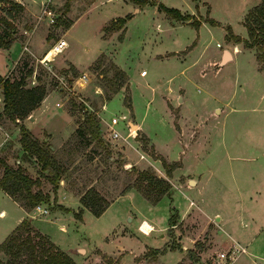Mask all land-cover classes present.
I'll use <instances>...</instances> for the list:
<instances>
[{"label":"rangeland","instance_id":"374dc122","mask_svg":"<svg viewBox=\"0 0 264 264\" xmlns=\"http://www.w3.org/2000/svg\"><path fill=\"white\" fill-rule=\"evenodd\" d=\"M47 1L8 0L0 3V18L6 20L0 31L8 29L9 32L7 22L10 23L15 32L7 37L15 41L25 36L22 34L24 27L36 29L39 9L26 10L22 3L40 5ZM52 1L51 5L57 8L56 24L48 25L47 32V21L43 20L44 25L40 24L37 32L28 37L32 47L41 46L43 30L48 42L53 39L45 48L55 44L49 51L54 49L58 45L54 43L57 37L66 33L69 22L77 13L89 9L98 0H77V4L74 0ZM113 1V4L108 2V6L111 5L115 14L123 16L127 8L122 7V1ZM154 1L189 16L193 27L183 26L177 35L173 34L176 41L168 40L162 47L184 54L185 49L192 46L187 64L201 56L196 69L207 65V58L219 51L217 43L232 49L227 42L228 27L233 35L247 38L245 18L260 2ZM15 3L21 4L23 9L19 10ZM131 3L133 7L139 6ZM71 5L72 13L67 15ZM97 21V13L88 10L74 22L67 36L71 45L66 53L76 60L79 70L74 66H54L51 70L26 51L14 66L22 50L16 43L12 44L8 56L0 52L1 75L16 79L32 69V75L26 78L27 86L45 85L47 96L37 113L44 111L46 124L50 119L51 124L57 123L48 130H36L38 133L34 134L30 116L16 122L0 118V127L5 134L2 140L0 138V157L13 167L21 164L33 177L39 176L38 167L21 161L19 127L23 125L40 142L53 147L64 162L70 161L57 188L44 180L43 189L51 196L50 212L39 215L33 209L26 219H34L33 227L69 257L72 248L82 247L79 248L82 252L73 258L78 264H209L218 254L231 253L233 241L247 249L235 264H264V75L255 69L256 63L264 68V61L258 60L261 48L244 50L237 56L235 64L205 76L199 75L196 69L186 74L185 70L181 72L182 67L150 65L139 52L140 25L132 22L128 29L130 44L116 52L118 64L126 68L129 83L124 79L115 91L113 79L117 67L104 55L96 59L90 70L82 72L96 51L107 45L97 36ZM201 23L207 25L198 27ZM58 24L62 29L55 32ZM112 25V20L103 25L104 37L117 32L120 39L122 30L113 31ZM241 45L243 49L244 44ZM65 47L63 42L60 50ZM82 75H87V79L83 80ZM172 76V85L181 86L184 97L180 107L183 123L179 121V124L189 128L190 137L186 134L183 139L178 135L181 130L176 122L179 112L174 106L175 99L169 104L164 98L171 111L169 115L160 96V91H166V80ZM118 84L121 85L120 80ZM98 87L102 94L96 93ZM1 92L0 88V113L3 109ZM228 99L231 112L223 121L215 108L223 107ZM91 115L98 120L99 138L88 146L84 144L86 137L82 138L78 129L85 127V120ZM130 116L132 121H129ZM131 123L138 124L140 131ZM199 123L203 127L199 126L198 131L196 125ZM112 131L128 143L113 138ZM209 133L212 137L207 142L205 138ZM131 168L149 169L167 179L172 186L170 194L152 205L131 188L136 179V175L127 174ZM2 174L0 166V178ZM193 177L200 179L196 186L188 182ZM92 184L112 202L122 197L98 217L83 208L78 200ZM0 212L4 214L0 216L1 244L24 213L2 191ZM77 213L80 219H76ZM215 213L218 216L211 215Z\"/></svg>","mask_w":264,"mask_h":264},{"label":"trees","instance_id":"16d2710c","mask_svg":"<svg viewBox=\"0 0 264 264\" xmlns=\"http://www.w3.org/2000/svg\"><path fill=\"white\" fill-rule=\"evenodd\" d=\"M7 1L0 0V3ZM129 1L139 6H143L148 2L147 0ZM15 5L19 10L23 9L21 4L15 3ZM158 8L172 19L189 20V16L183 15L178 9L169 8L162 4H158ZM129 18L130 16H126L112 21L113 31L122 29ZM4 22L6 20L0 18V26ZM7 24L10 26V31L8 32V29L0 31V48L4 49H8L14 42V39L8 38L7 35H13L15 29L10 23L7 22ZM244 26L248 34L246 39L233 35L229 27L227 29L228 39L233 40L235 43H243L249 49L260 47L258 60L264 61V0H260L247 13ZM261 70L264 71V68H261ZM31 75L32 69H29L25 75L16 79L0 77L3 101L0 118L4 117L12 122L24 120L40 106L47 96L46 87L42 84L28 87L26 78ZM124 79L127 80L126 74L117 68L113 79L115 91L122 86ZM119 80L121 85L118 84ZM84 124L85 127L78 129V134L82 138L86 137L84 144L89 146L99 138L98 120L94 115H91L85 120ZM19 134V143L23 153L21 161L27 162L31 166L33 163L34 166L38 167L39 176L33 177L21 164L13 167L9 165L5 158L0 157V166L3 168V174L0 178V190L7 193L27 213H31L36 206L51 203L49 192L43 189L44 180L57 188L70 165V161L64 162L56 150H53L49 144L40 142L25 126L21 125L19 127ZM99 142L103 143L102 141ZM107 156L110 158V152L107 153ZM173 167L175 168L174 165ZM127 174L136 175L131 188L137 190L152 205H156L161 199L170 194L171 183L167 179L158 177L149 169L136 170L131 168L127 170ZM111 202L94 184L89 185L79 196L81 206L97 217L106 211ZM63 210L70 212L68 209ZM80 218L77 213L76 219ZM0 264L77 263L34 228L30 219L25 218L0 244Z\"/></svg>","mask_w":264,"mask_h":264},{"label":"crops","instance_id":"0c3cea01","mask_svg":"<svg viewBox=\"0 0 264 264\" xmlns=\"http://www.w3.org/2000/svg\"><path fill=\"white\" fill-rule=\"evenodd\" d=\"M102 1V4L99 3ZM119 2L122 1V3L124 4V6L122 5V7H126L127 10L126 12L123 13V16H119L117 14L114 13L113 8H111V5L108 6V2L113 4V0H106V3L103 2V0H98L96 1L95 5H92V7L87 10H82L79 13H77V16H75V18L73 19L72 22H69L70 26L69 28L66 30L65 34H62L58 38L65 41L66 43V47L63 48V50H58L55 52V55L53 57V59L51 61H47L44 60V57L46 55V53L49 51V49L55 45H51V47H49L48 49H46L45 47L50 45V43L53 41V39H50V41L48 42V40H46V35L45 32L42 30L41 34H42V38H40L41 46L39 47L38 45H35V47L30 45V41H29V36L33 35L35 32H37V27L40 26V24L44 25L43 20L47 21V25H45L46 27V31L48 32V27L50 26L48 23V20L46 18L42 17V20H39L38 22L36 21V29H31L28 30L26 27H24L22 29V34H25V36H21L18 37L12 44L14 45L16 43V45H20L22 47V50L20 51V54L17 56V60L14 62V66L19 62V60L21 59V57L23 56V54H25L24 52H29L30 54H32L36 59L39 60L40 63H42L44 66H47V68L54 70V66L57 68H67L70 66H74L75 68H77V70H79L78 65L76 63L75 59H72L69 57L68 53H66V50L70 49V43L67 39L68 34L70 33V30L72 28V26L74 25L75 21H78V19H80L83 15L84 12L88 11V10H93V12H96L98 15V28H97V36L100 40V42L102 44H107L104 48L100 47L99 50L96 51V54L93 56V58H91L90 60L87 61V63L84 65V69H82L83 71H88L90 70L91 65L96 61V59L100 56V55H104L107 59V61H112L115 66L120 69L122 72H124L127 76V82L129 83V76L127 74V71L125 70L126 68L124 66H122L121 64H118L117 62V55L116 54L117 50H121V49H126V45L130 44V39H129V33H128V29L131 26V23L133 22L134 24H139L140 25V29H139V41L141 43V49L139 50L140 54L144 57V59L150 64V65H162L165 68L166 67H182L181 72H183L185 70V73H192L191 70L192 69H196V67L198 66V64L200 62H198V60L200 59L201 56H199L196 60H194L193 63H188L187 64V59L190 57V53L193 51V49H191V47L185 49V53L184 54H180L182 51H173L171 48L170 50L165 49L164 47H162L163 43L164 46H166V43L168 40L173 39V42L176 41V36L177 35V31L180 30L183 26L186 27H193V25L190 24V20H186V21H180V20H176V19H172L169 18L164 12L160 11L158 8V2L154 1V0H147V4L143 5V6H137V7H133L134 5H132L131 2H127L125 0H118ZM50 2H53L52 0H50ZM45 2H41L40 5H37L36 3H33L32 5H30L28 3V5H26L24 2L22 3V5L24 6V8H26V10H37L39 9V15L37 16V20L41 19V15H42V7L43 4ZM74 3L77 4V0H74ZM26 6H25V5ZM77 6V5H76ZM52 9L55 10V12H57V8L55 7L54 4L51 5ZM72 9L73 6L71 5L69 7V11L67 13V15H69V13H72ZM179 10V9H178ZM113 11V12H112ZM182 14L183 12L181 10H179ZM126 16H130V18L126 21L124 27L121 29V38L119 39L118 36L120 33L114 32L112 35L108 36V37H104V30L103 25L108 23L109 21H114L117 18H124ZM46 24V23H45ZM49 25V26H48ZM206 23H201L198 27H204L206 26ZM55 27H59L58 29L55 30V32H60V30L62 29L61 24H58V26ZM35 31V32H34ZM34 32V33H33ZM174 33H176V35H173ZM57 40V41H58ZM227 40V38H226ZM227 42L229 43V45H231L232 49L233 47H235V51H233L232 49L228 48V47H222L220 46L219 43L216 44V46L219 49V51L217 50L216 52H214L212 55H210L207 60L208 63L207 65H203L200 68H197L196 70H198L199 75L201 76H205L207 73H212L214 71H219L221 68L228 66L229 64H235L237 61V56L244 50H247L249 48H246L245 46H243L242 49V45L243 43H235L234 41L232 42V40H227ZM57 43V42H54ZM233 43V44H232ZM11 44V46L8 49H4V48H0V52H4L5 56H8V54L10 53V50L13 48V45ZM59 47V44L56 45ZM26 47V49H25ZM60 49V48H59ZM238 50V52L236 51ZM61 51V52H60ZM184 51V50H183ZM184 64H186L184 66ZM255 69L261 73L262 75H264V71L261 70V68L258 66V64L256 63L255 65ZM212 68L211 71H209V69ZM6 75V74H5ZM5 75H1L0 77H5ZM172 77L168 78L167 81V86H166V91H160V96L163 102V106L164 109H166V112L170 115L171 111L169 112V108L167 107L168 103L167 100H164V98L168 99L169 104H173V100L175 99L176 101V105L175 108L178 109V116H177V124L179 125V128L181 130V133L178 130V135L180 139L184 138V135L189 134L190 137V132H189V128H187L186 125L182 126L181 124H179V121L183 123V118L181 116L180 113V107L182 105V103L184 102V97L182 94V88L181 86H174L172 85ZM81 79V78H80ZM226 83V82H225ZM230 99H228V101L225 102V105L223 107H216V114L222 115L223 116V121L225 119V117L229 114V112H231V108L229 105ZM219 104L221 105V103L219 102ZM219 105V106H220ZM41 106H38L35 110H33V112L30 115V123L32 125V127L34 128V130L32 131V133H36V130L38 132H41V130H48L51 128L52 126H56L57 123L54 121L51 124V120L50 119V123L46 124L45 123V116L46 114H43V110L38 112ZM130 118H132L130 116ZM129 118V121H130ZM128 121V122H129ZM187 122V121H186ZM200 124V125H199ZM196 126H198L196 129L199 131V126L203 127L202 123H199ZM135 127L138 131H140V126L138 124H135ZM192 127V126H190ZM195 128V127H194ZM37 132V133H38ZM51 132V131H49ZM142 132V131H141ZM36 133V134H37ZM119 134V133H118ZM120 135V134H119ZM5 134L2 133V128L0 127V138L2 140V138H4ZM211 133H209L206 136V141L209 142V139H211ZM116 140H120L123 142H127L128 141L125 138H122V136L120 135L118 137V139ZM191 142V141H190ZM193 143V141L191 142ZM20 145V143H19ZM190 146V144H189ZM21 149V146H20ZM156 164V163H155ZM180 167V166H178ZM211 173H213L212 170H210ZM175 174V173H174ZM176 175V174H175ZM194 179L189 178L188 182L190 184H194L195 186L199 183L200 179H197L195 177H193ZM193 181V183H192ZM2 191V190H0ZM5 195H7L9 198H11L7 193H5L4 191H2ZM125 197V196H124ZM122 198V197H121ZM118 198L117 200L121 199ZM12 199V198H11ZM13 200V199H12ZM79 200V198H78ZM117 200H115L114 202H116ZM14 201V200H13ZM15 202V201H14ZM114 202H111L114 203ZM23 211L24 216L21 217L19 220H17V226L19 225V223L25 219L30 213H27L17 202H15ZM159 203V202H158ZM110 204V205H111ZM109 205V206H110ZM41 208H45L47 209V213L48 214L49 211V206L50 204L46 205V204H41L40 205ZM203 209V208H202ZM35 210V208H34ZM204 210V209H203ZM35 212L37 213V211L35 210ZM1 213V212H0ZM38 214V213H37ZM41 215V214H39ZM209 215V214H207ZM213 216H218V214H211ZM34 217V216H33ZM34 220V219H33ZM33 220H31V223L34 222ZM16 226V227H17ZM146 236V234L144 235ZM251 240V239H250ZM233 245H235L238 248L244 249L245 251L240 253L236 259H234V261H232L230 264H235L237 262V260L239 259V257L242 254H246L247 253V249L245 246H242L239 242L237 241H233ZM232 245V246H233ZM79 248L82 247H75L72 248L70 250V252L68 253L71 258L73 259L74 256L77 253H81L79 251ZM97 248V247H96ZM100 249V248H99ZM85 250V249H83ZM87 250V249H86ZM101 250V249H100ZM88 251V250H87ZM104 252V251H103ZM106 253V252H104ZM110 254V253H108ZM112 254H115V252H113ZM73 256V257H72ZM76 263L77 260L73 259ZM79 263V262H78ZM77 263V264H78Z\"/></svg>","mask_w":264,"mask_h":264},{"label":"built area","instance_id":"2783aa9c","mask_svg":"<svg viewBox=\"0 0 264 264\" xmlns=\"http://www.w3.org/2000/svg\"><path fill=\"white\" fill-rule=\"evenodd\" d=\"M42 17L46 18L48 20V23L50 26L53 27L56 24V20H57L56 18H58V15L56 14L55 10L52 9L50 0H48L47 2H45L43 4L41 19L39 17V20H42ZM58 28L59 27H55V30ZM62 42L65 43V41H63L61 39H59L57 41L58 44H62ZM25 49H26V47H25ZM81 78L83 80H86L87 75H82ZM68 80H71V78H68ZM68 80H66V84H69ZM96 93L102 94V89L100 87L96 88ZM122 118L125 119L124 116ZM111 134H112L113 138H115V139H118V137L120 136L115 131H112ZM141 158H143V156H141ZM35 210L37 211L38 214H46L47 213V209L41 208L40 205L36 206ZM0 216H3V212L0 213ZM244 251H245L244 249L238 248L235 245H233L232 249H231V253H220L216 256V258H212L209 264H230L229 262L234 261V259H236V257Z\"/></svg>","mask_w":264,"mask_h":264},{"label":"bare ground","instance_id":"6f19581e","mask_svg":"<svg viewBox=\"0 0 264 264\" xmlns=\"http://www.w3.org/2000/svg\"><path fill=\"white\" fill-rule=\"evenodd\" d=\"M62 46H63V42H62V44H59V47H58V46H55L54 49H52L51 51H49V53L47 54L45 60H49V59H51V58L55 55V52L58 51V50H60ZM59 48H60V49H59ZM3 215H4V214H3Z\"/></svg>","mask_w":264,"mask_h":264},{"label":"water","instance_id":"95a60500","mask_svg":"<svg viewBox=\"0 0 264 264\" xmlns=\"http://www.w3.org/2000/svg\"><path fill=\"white\" fill-rule=\"evenodd\" d=\"M133 120V118H130V121H132ZM132 124V126H135L133 123H131ZM52 149H53V147H51ZM192 183H193V181H192ZM217 219H218V217H217ZM79 251L80 252H82V249H79Z\"/></svg>","mask_w":264,"mask_h":264}]
</instances>
